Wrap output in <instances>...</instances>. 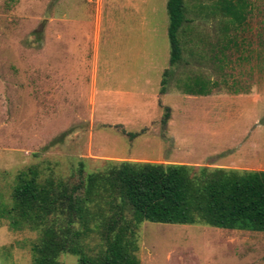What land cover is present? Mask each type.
<instances>
[{"label": "rangeland", "instance_id": "rangeland-1", "mask_svg": "<svg viewBox=\"0 0 264 264\" xmlns=\"http://www.w3.org/2000/svg\"><path fill=\"white\" fill-rule=\"evenodd\" d=\"M219 1L183 0L170 65L167 0H0V264H32L38 231L8 213L29 167L70 182L80 161L85 173L123 161L246 171L233 162L250 145L264 166V0H243L226 35ZM137 237L140 264H264V232L143 222Z\"/></svg>", "mask_w": 264, "mask_h": 264}, {"label": "trees", "instance_id": "trees-1", "mask_svg": "<svg viewBox=\"0 0 264 264\" xmlns=\"http://www.w3.org/2000/svg\"><path fill=\"white\" fill-rule=\"evenodd\" d=\"M218 3L227 18L226 35L244 23L248 5ZM166 9L173 65L181 56L177 34L185 22L183 0H167ZM169 111L164 108L162 123ZM16 181L8 213L14 228L38 231L30 246L32 264H61V254L76 256L77 264H140L137 230L143 222L264 232V171L123 161L85 173L80 161L74 182L41 180L33 167L20 171ZM93 235L100 245L89 253L86 240Z\"/></svg>", "mask_w": 264, "mask_h": 264}, {"label": "crops", "instance_id": "crops-1", "mask_svg": "<svg viewBox=\"0 0 264 264\" xmlns=\"http://www.w3.org/2000/svg\"><path fill=\"white\" fill-rule=\"evenodd\" d=\"M192 98V99H187V100H193V101H196V100H201V99H208V98H213L214 97V95L213 94H205L204 96H202V95H196V96H194V97H192V96H186V98ZM208 109H210L209 107H208ZM183 119H186V116H182L181 117V121H180V119H179V121H178V123L180 124H182V123H185L184 121H183ZM177 123V124H178ZM170 126V125H169ZM257 149V147H253V146H251L250 145V147H249V149L244 153V154H242L241 155V157L240 158H242V159H237V161L236 162H233L234 164H237V165H246V166H250V167H252L251 168V170H246V171H264V166H263V163H261V162H257L256 161V159L253 157L254 155H257L258 154V152H259V149L258 150H256ZM253 161H255V162H253Z\"/></svg>", "mask_w": 264, "mask_h": 264}]
</instances>
